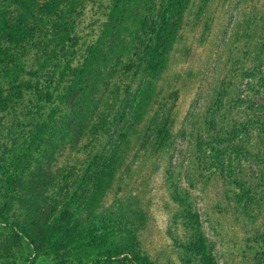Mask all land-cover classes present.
I'll return each instance as SVG.
<instances>
[{"label": "trees", "instance_id": "obj_1", "mask_svg": "<svg viewBox=\"0 0 264 264\" xmlns=\"http://www.w3.org/2000/svg\"><path fill=\"white\" fill-rule=\"evenodd\" d=\"M223 1L109 0L99 29L85 35V14L96 0H0V264H23L16 256L26 247V264L38 257L50 264H160L144 251L131 212L123 218L104 202L132 184L133 168L147 160L148 150L161 158L167 148L178 150L179 135L189 143L184 134L194 136L192 148L205 157L204 169L212 164L222 175H234L237 211L264 215V171L259 184L242 180L221 147L239 140L232 145L246 154L254 138L217 121L227 98L219 92L209 100L211 94L206 111L194 114L196 120L203 115L206 143L203 132L193 135L188 127L177 136L167 97L173 51L189 45L186 27L199 26L196 38L208 44L205 61L214 62L208 20ZM238 2L243 7L244 0ZM243 16H233L235 26ZM219 42L225 51L231 45ZM220 62L217 79L226 70ZM217 82L216 89L226 85ZM258 140L264 141V132ZM220 149L222 156L215 153ZM131 154L136 158L128 164ZM181 190L173 189L174 200L191 234L183 247L201 257L198 264H219L200 211L188 191L178 196Z\"/></svg>", "mask_w": 264, "mask_h": 264}, {"label": "rangeland", "instance_id": "obj_2", "mask_svg": "<svg viewBox=\"0 0 264 264\" xmlns=\"http://www.w3.org/2000/svg\"><path fill=\"white\" fill-rule=\"evenodd\" d=\"M96 1L97 4L90 5L85 14V35L97 31L106 18L105 7L109 0ZM239 5L238 0H225L212 11V21L208 20L212 24L210 33L215 40L211 48L214 59L212 63L205 61L208 44L196 38L200 37L199 26L192 31L187 27L184 29L190 36L189 45L173 51L167 89H170V93L174 91L172 94L175 97L169 96L170 93L167 97L170 103H174L172 114L177 136L182 128L188 127L193 135L203 132L207 143V131L201 125L204 122L203 115L196 120L194 114L195 117L196 114H202H198L201 107V112L206 111L204 108L211 94L209 100L221 92V99L226 101L227 98V102L216 112L217 121H223L227 131L234 129L243 134L250 132L254 137L246 154L234 148L239 140L228 141V144H222L221 147L228 149L226 159L229 164L234 162V172H239L242 180L259 184L262 178L260 173L264 171V141L258 140V133L264 132V0H244L243 7ZM238 8L240 10L237 12ZM241 11L248 17L243 16V20L240 19L243 24L235 26L234 17ZM252 18L256 19L257 28L250 25L253 23ZM92 22L94 25L91 29L89 24ZM221 39L230 41L228 50L220 46ZM219 61L226 66V70L223 73L220 70L217 79L219 75L214 72ZM220 79L226 82L227 87L216 89L217 80ZM211 133L212 138H216L217 133ZM184 136H187L189 143H184L183 137L179 135L176 139L178 150L167 148L162 154L158 153L161 158L148 150L147 155H150L147 160L143 159L145 162L133 168L137 171L134 172L135 180L132 184L127 185L123 191L110 193L109 199L105 200L107 209L115 205L117 215H123V218L124 211L131 212V227L140 235L142 247L153 261L160 264H198L201 257L183 247L191 234L182 224L184 212L181 205L174 200L173 189L178 185L184 189L178 196L188 191L192 203L200 211L202 226L209 242L214 245L213 252L219 264H261L264 262V215L257 211L249 214L242 210L243 207L237 211L235 195L240 191L239 185L235 186L237 182L233 179L234 175L224 176L221 169L212 164V167L205 165L204 169L202 162H205V157H197L195 147L192 148L193 142H196L194 136ZM233 142L236 145L233 146ZM243 144L241 150H244ZM143 151L139 153L142 155ZM215 153L222 156L221 149ZM83 156L80 154L78 158L83 160ZM135 158L136 155L131 154L128 164H133ZM168 158L173 159L172 163L168 164ZM124 200L127 201L123 203ZM258 202L255 199L254 206ZM23 249L24 253L16 258H20L19 261L23 259V264H26L24 258H27L26 253L31 252V248ZM34 258L32 256V261ZM50 263L46 257L35 259V264Z\"/></svg>", "mask_w": 264, "mask_h": 264}]
</instances>
